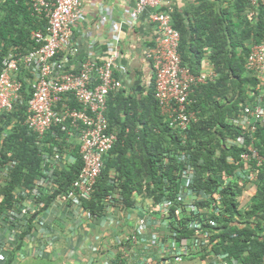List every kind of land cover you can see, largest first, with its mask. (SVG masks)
<instances>
[{"label":"built area","instance_id":"1","mask_svg":"<svg viewBox=\"0 0 264 264\" xmlns=\"http://www.w3.org/2000/svg\"><path fill=\"white\" fill-rule=\"evenodd\" d=\"M162 2L137 0L128 16L135 21L149 10L147 19L152 23L155 34L147 48L146 59L150 62L154 98L160 114L183 144L192 123L198 119L197 112L190 109V96L200 85L214 81L216 75L212 72L192 74L181 65L178 50L180 35L172 25L171 8H160ZM247 2L252 7H264V0ZM81 5L82 0H30L32 13L46 20L44 31L33 30L30 33L34 43L31 49L25 51L13 47L1 60L0 112L11 111L21 102V70L28 74L31 98L24 124L35 135L36 143L41 148L42 168L41 175L31 187L14 190V201L6 205L1 214L0 264L8 261L13 264L23 250L22 244H32L28 241L30 238L34 239L29 246L30 251L41 257L46 244H52L58 238L53 229H71L61 227L62 222L69 217L80 223L90 219L92 224L102 229L124 225L127 218L134 222L132 227L128 224V230L122 229L112 239V243L117 246L115 256L119 255L121 264H175L193 255L210 252L213 244L211 240L217 229H214L216 224L209 214L222 212L221 199L218 192L195 188L196 170L186 159L185 151L180 154L181 169L177 173L179 185L172 199L163 197L168 190L158 202L134 191L136 203L127 207L115 189L104 196L102 215L95 216L84 206V201H90L93 197L104 157L117 141V133L108 130L107 97L110 92L119 91L122 83L113 71L118 54L113 44H109L105 61L101 64L87 58L71 70L56 71V57L60 51L70 47L72 28L81 17ZM246 69L259 80L255 87L258 94L254 96L255 102L247 101L241 114L229 119L228 123L241 128L243 133H253L257 126L264 124V17L261 40L251 45ZM67 95L73 96L79 108L69 105ZM66 121H69L68 127L73 131L69 135H78V153L83 165L70 188L56 192L58 184L55 172L70 163V158L64 149L57 147H53L49 156L43 150V145L48 147L49 144L43 141L52 127L60 126L65 130ZM225 144L226 148L243 145L244 136L236 140L227 139ZM243 148L240 153L243 166L234 170L232 175L225 171L217 174L225 184L235 181L244 186L241 198L253 187L251 182L255 173H250V162L254 160L257 166L264 162V155L259 154L252 141ZM12 167V162L0 166V205L4 201L2 189ZM207 175L214 176V173L208 172ZM114 212L119 214L120 219L109 216ZM129 213L134 215V219L128 217ZM183 228L188 229L187 235L178 232ZM103 236L104 233H97L87 243V249L93 253L100 250L99 243ZM42 240L44 242L40 244L44 247L34 246ZM211 255L207 260L202 259L201 263L239 264L233 257L225 260V255Z\"/></svg>","mask_w":264,"mask_h":264},{"label":"trees","instance_id":"2","mask_svg":"<svg viewBox=\"0 0 264 264\" xmlns=\"http://www.w3.org/2000/svg\"><path fill=\"white\" fill-rule=\"evenodd\" d=\"M239 1L242 7L249 5L247 0ZM263 17L264 7L259 6L254 20L241 21L239 37L233 38L224 25L225 19L214 15L212 8L205 11L201 5L183 14L172 10V25L180 35L181 65L192 74H198L202 61L207 58L217 79L214 83L200 85L191 94L190 109L197 112L198 119L192 123L183 144L160 114L154 98L153 77L147 94L142 95V88L138 93L142 97L124 98L119 92H110L106 117L108 130L117 133V141L104 157L93 197L84 201V206L96 216L102 215L103 198L115 189L127 207L134 205V191L159 201L168 190L163 197L172 199L179 185L180 154L185 151L186 159L196 170L195 188L220 195L222 212L209 214L220 237L211 252L225 255V260L236 258L239 264H264V235L260 234L264 228V162L259 166L254 160L250 162V173H255L251 182L255 193L245 209L240 208L237 201L244 186L235 181L225 184L217 175L221 171L232 175L243 166L240 153L250 141L259 154L264 155V124L257 126L253 133H243L241 128L228 123L229 119L241 114L247 101L255 102L254 96L258 94L255 87L259 80L247 71L246 59L251 45L261 40ZM45 25V19L32 13L30 0H0V70L3 55L13 47L31 49L34 43L30 33L44 31ZM20 79L23 82L21 102L11 111L0 112V166L13 163L2 189L4 201L0 205V217L5 206L14 201V190L31 187L41 175V151L35 135L24 124L31 89L28 82ZM66 97L71 107L79 108L72 95ZM70 130L67 126L65 130L54 126L45 141L64 148L75 146L70 152L73 162L55 172L56 192L67 191L83 165ZM243 136V145L226 148L227 139ZM208 172H213L214 176L207 175ZM178 232L187 235L189 231L183 228Z\"/></svg>","mask_w":264,"mask_h":264},{"label":"crops","instance_id":"3","mask_svg":"<svg viewBox=\"0 0 264 264\" xmlns=\"http://www.w3.org/2000/svg\"><path fill=\"white\" fill-rule=\"evenodd\" d=\"M136 2L137 0H82L80 20L72 28L70 47L58 53L56 71L65 72L71 70L87 58L95 59L97 63L101 64L105 61L108 48L110 47L109 44H113L118 50L113 71L115 77L122 83V88L115 92H119V95L124 98L130 96L142 97L138 94L142 88L144 90L142 95H146L152 83L150 62L146 59V51L153 40L155 30L152 23L147 19L149 10L144 11L135 21L129 19V10L135 7ZM201 5H204L205 11H209L212 8L214 15L218 14L225 19L224 25L230 29L233 38L239 37L241 28L238 25L241 24V21H253L259 12V7L249 5H243L242 7V3L239 0H163L160 8L163 9L165 6H168L171 8V12L172 10H176L183 14L185 11L197 9ZM201 72H212L216 75L215 80L217 79L214 67L211 66L207 58L202 61L199 73ZM20 78L28 82V74L22 70ZM214 81L209 83H214ZM138 82L140 90H137ZM28 84L30 85L29 82ZM66 124L65 126L68 127L69 121H66ZM70 132H73L72 129ZM46 137L43 141L45 144H49L48 147L43 145V150L46 151V154L51 156L53 147L61 148L69 156V162H73L70 152L75 146H69L68 148L60 147L59 144L45 142ZM70 137L74 141V144L78 146V135ZM55 138L57 142H61L60 138ZM251 189L254 192V187H251ZM237 201L239 207L245 209L240 203L241 195L237 198ZM92 214L95 215L94 213ZM109 216H116L120 219L117 212ZM128 217L134 219V215L130 213ZM92 223L93 221H90V219H86L84 223L82 221L80 223L73 217H69L67 221L62 222L61 227L71 229H53V232L58 234V238L52 244H46L45 252L41 257H37V254L30 251L29 246L34 242V239L30 238L28 241L32 244H28V242L22 244L23 250L17 256L18 258L16 257L17 259L13 264H20L22 260H26L27 258L43 259L42 261L47 262V264H121L118 258L119 255L115 256L117 246L112 243V239L122 229L132 227L134 222L132 223L127 218L124 225L121 224L118 227L112 226L113 229H102L101 227H97L95 223ZM97 233H104V236L99 243L100 250L93 253L87 249V243ZM260 234L264 235V228ZM219 240V230L217 229L211 240L213 243L211 248ZM37 242L38 244L36 243L35 247L37 245L38 247H44L43 244H40L44 240ZM199 256L198 254L193 255L180 264H190L195 258L201 261Z\"/></svg>","mask_w":264,"mask_h":264},{"label":"rangeland","instance_id":"4","mask_svg":"<svg viewBox=\"0 0 264 264\" xmlns=\"http://www.w3.org/2000/svg\"><path fill=\"white\" fill-rule=\"evenodd\" d=\"M251 191V192H250ZM248 193L252 194V189L250 190ZM247 202V196H245L243 199H241V205H245V203ZM213 254L211 251L210 252H204V253H200V258L201 260H207L208 258H210ZM43 259H32V258H27L26 260H22L20 264H47V262L42 261ZM190 264H202L201 261L199 259H194L193 261L190 262Z\"/></svg>","mask_w":264,"mask_h":264},{"label":"clouds","instance_id":"5","mask_svg":"<svg viewBox=\"0 0 264 264\" xmlns=\"http://www.w3.org/2000/svg\"><path fill=\"white\" fill-rule=\"evenodd\" d=\"M253 187H254V192H252V194H247L246 196H247V202L245 203V205H244V207L246 208L247 206H248V203H249V201H250V198L253 196V194L255 193V186L253 185ZM211 193H213V192H211ZM141 195V194H140ZM162 197V196H161ZM241 197H242V195H241ZM241 199H243V198H241ZM155 202H158V200L156 201V200H154ZM160 201V200H159ZM135 203H136V199H134V205H135ZM133 205V206H134ZM117 248V247H116ZM117 256V255H116ZM184 260H186V259H183L182 261H179V262H176L175 264H180V263H182Z\"/></svg>","mask_w":264,"mask_h":264},{"label":"water","instance_id":"6","mask_svg":"<svg viewBox=\"0 0 264 264\" xmlns=\"http://www.w3.org/2000/svg\"><path fill=\"white\" fill-rule=\"evenodd\" d=\"M137 90H140V87L138 86Z\"/></svg>","mask_w":264,"mask_h":264}]
</instances>
